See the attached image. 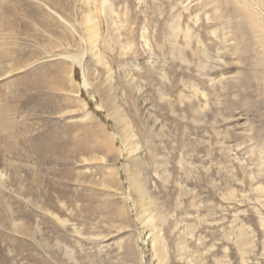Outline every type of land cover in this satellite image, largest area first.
<instances>
[{
    "label": "rangeland",
    "instance_id": "obj_1",
    "mask_svg": "<svg viewBox=\"0 0 264 264\" xmlns=\"http://www.w3.org/2000/svg\"><path fill=\"white\" fill-rule=\"evenodd\" d=\"M108 2L114 31L105 0H0V67H20L0 77V264H154L129 191L138 153L163 163L147 182L168 264H264L263 8ZM88 15L100 27L92 51ZM83 52L70 67L65 57Z\"/></svg>",
    "mask_w": 264,
    "mask_h": 264
},
{
    "label": "bare ground",
    "instance_id": "obj_2",
    "mask_svg": "<svg viewBox=\"0 0 264 264\" xmlns=\"http://www.w3.org/2000/svg\"><path fill=\"white\" fill-rule=\"evenodd\" d=\"M86 1H90V0H86ZM260 3L261 7L263 8L264 11V0H256ZM110 2H108V0H105V14H107L106 16L108 17V26H111L112 28V18H111V11H112V6L109 4ZM250 15L248 14L247 17H249ZM106 17V19H107ZM110 17V18H109ZM111 19V21H110ZM179 19L180 17H178V20L175 21L172 25H171V30L172 33L170 34V38H173L175 36V33H179L182 31V29L180 28V24H179ZM85 23H84V38H82L81 40H83L89 47V49L92 51L97 44L98 38L100 37V31L98 28V23H96L94 21V17H92V15H88L85 18ZM255 24V23H254ZM72 27V25H70ZM255 27V26H254ZM73 28V27H72ZM74 29V28H73ZM101 30V29H100ZM75 31V30H73ZM114 31V30H113ZM109 33V32H108ZM185 34V33H184ZM264 34V31H263ZM110 35V34H109ZM103 37V36H102ZM112 37V36H110ZM168 37V41L171 44L172 40ZM186 37V36H185ZM264 39V37H263ZM110 40V39H109ZM107 40H105L106 42ZM103 42V39H102ZM117 42V41H116ZM109 43V42H107ZM263 43V41L261 42V44ZM110 44V43H109ZM106 47V46H105ZM107 47L110 49V47L107 45ZM264 48V47H263ZM171 55H173L175 58L179 59L180 61H184L183 55L181 54L180 50L175 48L174 45H171ZM84 56V52L80 53V54H70L68 56L65 57V59H68L70 62V67L75 65V66H81L82 64V59ZM99 63H103L105 64V62L103 60H98ZM3 67H0V77L3 76H7L17 70L20 69V67L18 68L17 66H5V65H1ZM20 66V65H19ZM205 66V65H203ZM205 68V67H204ZM90 83L88 81V79L83 76V82H82V87L86 88L89 87ZM83 107H85V105H83ZM112 114L111 117L113 118V120L118 123L121 124L123 126L122 128V132L124 133V137L125 140L124 142L127 141V139H129V137H131L130 135L134 136L129 122L126 120L125 116L119 111L118 108L113 107L111 108ZM112 141H110V152H115L114 148H115V138L112 137L111 139ZM138 151V145L136 143H132L129 145V147L127 148V153L132 154ZM118 159H120L121 157V153L120 151H118ZM148 162V161H147ZM146 161L143 160V157L140 153H138L135 157H133L130 160V165L134 170L133 176L132 178H128L129 181V191H133L132 193L135 195V198L137 200V202L139 203L140 208H142L141 210V218H142V223L148 228L147 229V234H148V239H149V256L150 259L153 261L154 264H168V260H169V254L167 251V247H168V241L165 235V225L167 223V219L165 216H162L161 213L158 212V210L155 209L156 204H155V200H154V195L152 194V192L150 191L151 189H149L148 187V180L150 178L149 175H151L150 173V169H153L152 172L157 175L159 178H161V172H164V169H159L162 168V160L160 158H157L156 156H153V158L151 159V161L149 162L150 164L148 165ZM143 172H146L147 177L143 176ZM116 178V181L120 180V173L118 171V168L114 169V177ZM114 183V182H113ZM258 191H261L262 189L259 187L257 189ZM232 195V194H231ZM131 199L126 196L125 202L128 203V201H130ZM261 217V216H260ZM260 220H262V222H264V218H261ZM238 240L236 241L237 243V247L240 248L241 246H244L246 244L245 241V237H244V233L240 232L238 234ZM185 252V247L184 246H180L177 247V253L178 254H183ZM184 255V254H183ZM219 264V263H217Z\"/></svg>",
    "mask_w": 264,
    "mask_h": 264
}]
</instances>
